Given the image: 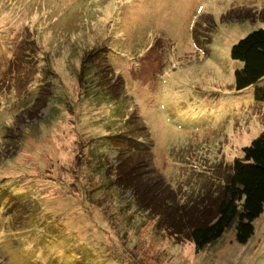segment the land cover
I'll return each mask as SVG.
<instances>
[{
	"label": "rangeland",
	"instance_id": "obj_1",
	"mask_svg": "<svg viewBox=\"0 0 264 264\" xmlns=\"http://www.w3.org/2000/svg\"><path fill=\"white\" fill-rule=\"evenodd\" d=\"M259 29L264 0H0V97L35 101L32 119L26 109L15 123L19 110L0 102V136L11 125L17 141L12 149L0 145L3 264H66L69 244L85 257L88 251L91 264H264V213L248 244L237 242L232 227L198 251L185 233L175 236L154 211L141 209L131 168L144 153L121 164L127 155L117 146L99 148L106 158L100 174L87 148L134 130L127 121L136 112L155 145L150 167L165 193L174 190L173 206L206 189L213 197L264 133V103L256 98L264 79L237 91L243 64L232 58V47ZM43 72L51 81L40 89ZM44 91L61 97L60 110L51 101L36 104ZM147 170L133 171L146 185L155 178ZM32 186L75 238L51 216L35 214L32 199H15Z\"/></svg>",
	"mask_w": 264,
	"mask_h": 264
},
{
	"label": "trees",
	"instance_id": "obj_2",
	"mask_svg": "<svg viewBox=\"0 0 264 264\" xmlns=\"http://www.w3.org/2000/svg\"><path fill=\"white\" fill-rule=\"evenodd\" d=\"M104 49L105 47L103 46L102 49H97L96 52ZM94 51L95 50H93V52ZM232 58L243 64L242 69L235 73V88L237 91H243L262 82L264 79V29L253 31L239 40L232 47ZM93 67L94 66L92 65L91 67L84 66L82 69V77H84V74H90ZM38 72L39 71L37 70L36 74ZM98 73H94L92 76H95ZM36 74H34V76H36ZM42 75H45V77L43 76L44 81H41L38 84L40 89L45 88V84H48V82L50 83L51 81V75L48 73L45 74V72H43ZM104 80L106 81V79ZM30 84L31 82L29 85ZM105 86L106 85L103 84L104 88L102 91L109 93L108 90L106 91ZM121 95L118 94L115 101L122 97ZM60 98L59 95L55 96V93L52 91H49L48 93L44 91L38 98L39 100L35 99L36 104H39L38 102L41 99L42 102L45 100L51 101L55 111L60 110L61 108ZM256 98L264 103V88L257 89ZM8 100H14V103ZM0 102L4 103V105L14 104L12 105V109L19 110V113H15L13 118L14 123L16 119L18 120L20 112L22 113L26 109H28L24 116L26 117V121L32 119H30L33 111V108L31 107L35 105L32 104L35 103V101L26 102L23 101L22 98L19 100L17 97L11 98V96H7L6 98L0 97ZM41 107L42 105L39 106L40 109L43 108ZM132 114L130 115L129 121H127V125L129 128L131 124L134 130L131 131L130 129H127L126 131L119 132L115 135L109 133L107 134L108 136L89 141L87 145V148L90 150L88 162L95 168V171L100 172V174L102 173L105 164L102 160L104 161L106 159L104 156L105 153L97 151V149L104 148L106 150L107 146H109L108 144L117 146L121 151V155H127L121 164L132 160L133 157L137 156L136 154L141 155L144 153L145 157L139 156L140 160L138 164L132 166V172L130 171L132 173L131 178L137 179V200L142 210L154 211L159 218L160 225L162 224V221L166 222V230L171 231L175 236H180L185 233L187 239L195 245L198 251H202L207 246L220 240L232 227L235 228L237 242L241 245L248 244L255 234V221L264 213V133H262L258 139L253 141L252 144L243 149V157L241 159H236L233 162L230 170H228L229 175L226 181L222 182L224 184H221L222 186H220V190L218 189L215 191L213 197L211 196L214 191L206 189V194L202 192L199 195H195V198L188 203H184L181 206H173L176 202L173 193L174 190L169 188V192L165 193L167 185H164L162 178L158 176L155 168L152 169L150 167V165H154L155 158H149L148 155L151 151L154 152L155 145L151 139L148 127L136 112ZM50 119H53V117L51 118L49 116L48 120ZM14 123H12V125ZM92 133L95 134V131H92ZM85 134L89 135V132ZM13 136H15L13 128L11 125H7L0 136V145H2V142L11 144V146L9 145L7 148L12 149L17 143ZM4 148L5 146L3 149ZM128 152L131 153L128 154ZM42 160L44 161L45 159ZM140 165L148 168L147 172L155 177L152 183H149L148 185L143 184L144 181L140 175H138L137 172H133ZM32 168L33 170L37 169L34 165H32ZM41 170V167L37 169L39 175L38 179L45 181V171ZM115 181L116 180L114 179L113 182ZM121 181L122 179L117 178L116 183L120 184ZM1 182L2 181H0V183ZM112 183L110 186L107 185V190L113 186ZM6 187L8 186L4 185V188ZM111 189H113V187ZM14 193V195H16L15 199L20 200L21 197L29 198V200L32 199L33 203L36 202L37 206H39L35 211V214L42 212L45 215H48L49 218L51 216L56 224L65 228V230L75 238L74 232L67 230L64 224H60L57 221L56 217L58 214L50 215L45 211L46 209L43 207V202H41L39 198L40 195L36 193L33 186L28 192H20V190H18ZM202 194L205 195L202 196ZM89 237L91 236L89 235ZM69 245L64 247L65 253H77L80 257H75V255L71 253L70 257L65 258L64 263L81 264L85 261L87 264H91L89 259L91 254L88 251L87 257H85V255H82V248H79L78 252H76L69 248ZM91 250L92 249H89L90 252ZM0 264H3L1 260Z\"/></svg>",
	"mask_w": 264,
	"mask_h": 264
}]
</instances>
